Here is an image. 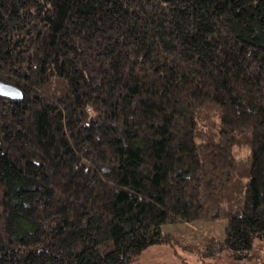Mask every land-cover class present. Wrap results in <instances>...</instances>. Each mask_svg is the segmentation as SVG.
I'll return each instance as SVG.
<instances>
[{
    "label": "trees",
    "instance_id": "1",
    "mask_svg": "<svg viewBox=\"0 0 264 264\" xmlns=\"http://www.w3.org/2000/svg\"><path fill=\"white\" fill-rule=\"evenodd\" d=\"M0 80V264L264 247V0H0Z\"/></svg>",
    "mask_w": 264,
    "mask_h": 264
},
{
    "label": "rangeland",
    "instance_id": "2",
    "mask_svg": "<svg viewBox=\"0 0 264 264\" xmlns=\"http://www.w3.org/2000/svg\"><path fill=\"white\" fill-rule=\"evenodd\" d=\"M224 226V219L166 225L164 231L172 234L174 244L148 247L144 250L141 261L145 264H182L184 262L197 264L199 262L197 254L188 249H182L181 245L198 243L203 237L221 238ZM230 260V257L225 259V264H229ZM242 264H264V247L257 250L252 259L243 260Z\"/></svg>",
    "mask_w": 264,
    "mask_h": 264
},
{
    "label": "water",
    "instance_id": "3",
    "mask_svg": "<svg viewBox=\"0 0 264 264\" xmlns=\"http://www.w3.org/2000/svg\"><path fill=\"white\" fill-rule=\"evenodd\" d=\"M0 95L12 99L22 98L21 91L17 87L9 83H5L1 80H0Z\"/></svg>",
    "mask_w": 264,
    "mask_h": 264
}]
</instances>
